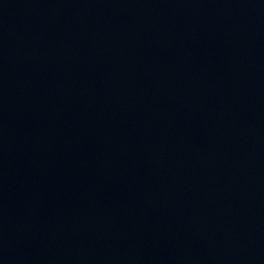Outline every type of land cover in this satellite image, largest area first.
<instances>
[{"label": "water", "instance_id": "1", "mask_svg": "<svg viewBox=\"0 0 264 264\" xmlns=\"http://www.w3.org/2000/svg\"><path fill=\"white\" fill-rule=\"evenodd\" d=\"M194 264H264V109L225 185Z\"/></svg>", "mask_w": 264, "mask_h": 264}]
</instances>
